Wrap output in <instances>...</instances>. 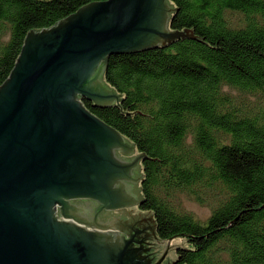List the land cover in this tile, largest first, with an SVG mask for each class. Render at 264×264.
Masks as SVG:
<instances>
[{
    "label": "trees",
    "instance_id": "1",
    "mask_svg": "<svg viewBox=\"0 0 264 264\" xmlns=\"http://www.w3.org/2000/svg\"><path fill=\"white\" fill-rule=\"evenodd\" d=\"M104 1L0 0V86L31 29ZM169 2L180 8L171 32L221 50L184 37L115 53L105 81L125 94L122 112L148 116L117 103L87 109L148 157L141 209L155 213L159 238L202 237L172 238L195 251L177 249L175 264H264V0ZM182 196L211 216L183 210Z\"/></svg>",
    "mask_w": 264,
    "mask_h": 264
},
{
    "label": "water",
    "instance_id": "2",
    "mask_svg": "<svg viewBox=\"0 0 264 264\" xmlns=\"http://www.w3.org/2000/svg\"><path fill=\"white\" fill-rule=\"evenodd\" d=\"M178 9L169 0H106L28 32L0 86V264H174L177 249L191 251L169 244L193 236L161 240L155 213L138 210L148 157L80 100L143 115L122 112L125 94L105 81L111 55L184 37L221 50L192 30L171 32Z\"/></svg>",
    "mask_w": 264,
    "mask_h": 264
},
{
    "label": "rangeland",
    "instance_id": "3",
    "mask_svg": "<svg viewBox=\"0 0 264 264\" xmlns=\"http://www.w3.org/2000/svg\"><path fill=\"white\" fill-rule=\"evenodd\" d=\"M181 208L187 212L193 213L197 218L204 221L207 220L212 214V209L210 207L201 206L200 204L191 200L187 196L181 197ZM182 243L183 240H172L169 246L182 245Z\"/></svg>",
    "mask_w": 264,
    "mask_h": 264
},
{
    "label": "flooded vegetation",
    "instance_id": "4",
    "mask_svg": "<svg viewBox=\"0 0 264 264\" xmlns=\"http://www.w3.org/2000/svg\"><path fill=\"white\" fill-rule=\"evenodd\" d=\"M108 60H109V59H108ZM108 60H107V61H108ZM80 100L82 101V103H83V105H84V107H85L86 109H87V105H88V104H90V105H92V106H95V103H93L92 101H89V100H88L86 97H84V96H82V98H81ZM87 111H88V109H87ZM91 114H92V113H91ZM141 205H142V203L139 204V206H138V210L145 211V210H142V209H141ZM59 214H60V216L62 217V220H63V221H65V222H72L73 224H75V225L78 226V227L86 228V230H87L88 232H94V231L101 232V233H107V232H118V233H120L121 235H125V236H126V239H129V236H128L126 233L121 232V231H119V230H111V229L100 230V229H96V228H90V227H88L87 225L80 224V223L76 222L74 219H66V218H64L63 215H62L61 213H59ZM174 264H175V263H174Z\"/></svg>",
    "mask_w": 264,
    "mask_h": 264
}]
</instances>
